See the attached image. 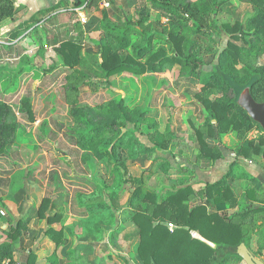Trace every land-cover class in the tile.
I'll list each match as a JSON object with an SVG mask.
<instances>
[{"label": "trees", "instance_id": "obj_1", "mask_svg": "<svg viewBox=\"0 0 264 264\" xmlns=\"http://www.w3.org/2000/svg\"><path fill=\"white\" fill-rule=\"evenodd\" d=\"M238 1L249 5L248 14L219 22L218 13L225 12L231 0H150L157 12L155 19L141 8L134 23L103 22L95 52H84L82 42L74 38L62 41L54 50L66 70L63 95L69 104L70 135L83 151L84 160L103 162L100 185L108 202L104 200L101 206L119 211L126 193L125 208L135 229L139 264L242 261L236 247L242 242L248 246L251 235L264 226V186L244 170L236 173L235 160L219 180L199 188L183 179L166 182L170 167L164 154L172 156L177 140L172 131H158L156 117L147 106L127 103L121 96L84 104L81 89L106 90L110 78L120 73L163 74L177 65L179 77L200 84L192 94L203 108V119L192 126L190 135L195 161L222 158L221 137L233 133L237 139L235 157L264 167V130L236 105L246 86L255 101L264 100V0ZM15 7V0H0V23L14 15ZM161 17L166 18V24L160 22ZM154 23L160 31H153ZM215 33H225L224 46H219ZM132 34L137 40H132ZM157 40L164 45L154 46ZM207 54L210 60L205 62L203 55ZM205 66L209 68L203 69ZM22 104L29 110L28 101ZM11 111V106L0 100V153L15 141L17 124ZM252 130L258 134L249 137ZM139 135L151 145L144 144ZM139 158L149 159V165L138 174L130 173L127 162ZM188 170L178 167L175 172ZM238 177L246 182L241 196L232 189ZM216 205L233 211H215ZM52 207L49 197H44L39 211ZM168 223L174 227L168 228ZM15 232L5 233L12 240L18 234ZM263 248L258 246L256 252L260 254ZM6 257H11L9 241L0 244V262Z\"/></svg>", "mask_w": 264, "mask_h": 264}, {"label": "crops", "instance_id": "obj_2", "mask_svg": "<svg viewBox=\"0 0 264 264\" xmlns=\"http://www.w3.org/2000/svg\"><path fill=\"white\" fill-rule=\"evenodd\" d=\"M105 1L15 0L14 15L0 23V92L7 88L5 94H0V100L16 110V136L26 129L35 137L32 143L16 140L0 153V244L10 242L11 257L4 259L13 264H139L135 257L137 238L127 217V208L122 203L119 211L101 206L104 200L108 202L100 185L104 178L103 162L82 158L83 151L76 146L69 132V106L63 95L39 94L41 91L36 88L39 83L42 88L64 84L66 70L54 51L62 41L74 38L90 49L94 47L91 40L101 36L103 22L113 25L134 23L141 8L148 10L151 19L157 17L150 0H111L108 6L104 5ZM239 3L242 2L231 0V6L225 12L234 16V7ZM81 17L85 22L79 21ZM160 22L166 24V18L161 17ZM160 28L153 31H160ZM24 60L29 62L24 65ZM12 63L15 68L19 67L12 86L15 89L10 90L9 85L2 90V82L10 75L8 69ZM33 71H40V76L30 84L29 76ZM121 74L130 75V79L133 77L129 73ZM144 76L156 88L148 94V99L155 92L158 96L159 93L166 95V88L181 87L180 82L170 78L168 73L147 72ZM28 88L30 93L24 94ZM112 89L117 92L114 87ZM126 93L121 91V97L130 102L131 94ZM25 100L30 106L40 105L36 106L39 109L36 115L22 109ZM168 101L171 103L172 100ZM189 101L182 102L186 103L183 108L170 107V114L166 116L160 105L148 107L149 113L155 114L158 131H172L177 139L172 156L164 154L170 167L168 182L183 179L199 188L206 182L219 180L235 160L236 173L244 170L264 186V167L235 157L233 149L237 139L231 133L221 137L222 158L214 162L195 161L196 151L190 135L192 126L201 123L203 109L193 98ZM139 138L144 144L151 145L145 136L139 135ZM131 163L127 162L129 168ZM148 165L145 164L143 169ZM178 167H187L190 171L175 172ZM245 186L241 177L232 183L238 196ZM44 197H49L53 207L40 212ZM214 210L233 211L217 205ZM15 231L17 236L9 240L5 232ZM260 245L264 247V226L252 234L248 246L245 245L264 263V248L260 254L256 252Z\"/></svg>", "mask_w": 264, "mask_h": 264}, {"label": "rangeland", "instance_id": "obj_3", "mask_svg": "<svg viewBox=\"0 0 264 264\" xmlns=\"http://www.w3.org/2000/svg\"><path fill=\"white\" fill-rule=\"evenodd\" d=\"M234 16H231L230 14H227L226 12H219L218 15H217V18H218V21L219 22H226V21H234L236 19H241L243 18L246 14H248V12L250 11L249 10V5L247 4H244V3H239L237 4V6L234 7ZM125 25H127L125 23ZM160 26L159 24H153L152 25V29H155V30H159ZM214 37L216 38V40L218 41V44L219 46H224L225 44V40H226V35L225 33H215L214 34ZM132 40H137V36L135 34H132ZM97 43H98V39L97 40H91V44L94 46L93 48H90V49H85L84 52H95L96 50V46H97ZM164 45V42L162 41H155L154 42V46L156 45ZM203 60L205 62H208L210 60V55L207 54V55H203ZM29 61L28 60H24V62L22 64H26L28 63ZM56 62V61H55ZM51 64V63H50ZM53 64V63H52ZM57 64V63H56ZM14 64L12 63L11 64V69H8V72L10 73V75L8 76V78H6L3 82H2V87L1 89L3 90V88L7 87L10 85V90H14L15 88L12 87L13 84H14V81H15V78H16V70L19 69V67H16L13 66ZM10 68V65L8 66ZM209 67L208 66H205L203 67V69H208ZM178 70V67H176L175 69L173 68L172 69V73L168 72V76L170 78H172L173 80H177L178 82H180V86L181 87H170V88H166L167 91H166V95L168 94V96L164 95V93H159L161 94L160 96H158L155 92L154 95H152V97L150 99L147 98L148 94L151 92V90H155L156 88H154V86L152 85V83L149 82V80L144 76V75H141V76H134L132 75L133 77H131L130 79V75H123V74H119V75H115L112 77V85L113 87L115 88V90H117V92H115L112 88L110 87H107L106 91L104 93L102 92H95V91H90V89L88 88H82L81 89V92H83V103L84 104H92L93 102H96V101H99V100H106L108 99L109 97H114V98H119L121 96V91H123L124 93H126V91H129V93L131 94V102L133 105H137L139 107H145L147 106V108L149 107V105H157L161 107V112H163L164 116L170 114L169 110H170V107L172 108H183L184 107V104L186 103H182L183 101L184 102H188L190 99H192V94L194 92H196L199 88H200V84L197 82V80L195 79H191L189 77H179L177 74H176V71ZM56 73V72H55ZM171 74V75H169ZM40 76V71L39 73L36 72V71H33L31 74H30V84L31 82L33 83L35 79H38V77ZM65 77V75H64ZM114 78L116 80H114ZM58 81V80H56ZM58 83V82H57ZM61 83V82H60ZM41 86V83H39V85L36 87L38 88L41 92L39 94H43V95H52V94H64V86L63 85H58L57 87V84H56V87L55 85L53 84V86H47L45 88H42L40 87ZM29 88H30V85H29ZM29 88L26 89V91L24 92V94H29ZM36 88H35V93H36ZM42 89V90H41ZM6 90L7 88L4 89V91L0 92V94H5L6 93ZM119 90V91H118ZM85 92H87L85 94ZM92 94V95H91ZM127 94V93H126ZM166 96V97H165ZM64 97V95H63ZM84 97H86L84 99ZM210 98H214V95L210 94L209 95ZM165 98V99H164ZM168 100H172L171 103H169ZM173 102V103H172ZM190 102V101H189ZM128 103V102H127ZM189 105V103H188ZM36 106H40L38 104H34V105H31L29 104V110L26 109V106L22 104V109L24 110H27L29 111V113L31 112V115L33 114H37V112L39 111L38 107ZM67 106H69V104H67ZM21 107H20V110H21ZM202 107V106H200ZM12 108V107H11ZM69 108V107H68ZM149 109V108H148ZM203 109V108H202ZM158 109H156L157 111ZM16 111V110H15ZM15 111L14 109H12L11 111V117L13 119H15L16 121V124H17V117L15 115ZM169 112V113H168ZM151 114L155 115L152 112H150ZM165 118V117H164ZM70 125H71V121H70ZM27 130L24 129L22 134L19 136V137H15V141L17 140L18 142L20 140L22 141H26V142H33L35 137L31 134L32 132L31 131H28L26 132ZM233 134V133H231ZM258 134V130H252L250 133H249V137H254L255 135ZM19 144V143H18ZM149 163V159H145V158H139L136 160V162H133L132 161V166L130 167L131 168V172L133 174H138L139 171L141 169H143L144 165L148 164ZM161 179H164V176L161 175L160 177ZM170 180V179H167L165 180L166 182ZM194 188H195V185L193 184L192 185ZM103 196H107L106 194V191L104 192V195ZM127 198V195L126 193H123L122 195V199L120 200V204L122 203L125 207V202H126V198ZM135 230V229H133ZM113 248H116L117 247H113ZM260 257V256H259ZM263 257V256H262ZM261 258V257H260ZM133 264V263H131ZM135 264V263H134ZM137 264V262H136ZM225 264H244L243 261H238V262H235V261H231L229 263H225Z\"/></svg>", "mask_w": 264, "mask_h": 264}, {"label": "water", "instance_id": "obj_4", "mask_svg": "<svg viewBox=\"0 0 264 264\" xmlns=\"http://www.w3.org/2000/svg\"><path fill=\"white\" fill-rule=\"evenodd\" d=\"M236 105L242 108L247 115L264 130V100L257 102L250 94L249 87H244L236 99ZM214 122V120H212ZM236 254L244 264H264L253 256L242 242L236 247Z\"/></svg>", "mask_w": 264, "mask_h": 264}, {"label": "built area", "instance_id": "obj_5", "mask_svg": "<svg viewBox=\"0 0 264 264\" xmlns=\"http://www.w3.org/2000/svg\"><path fill=\"white\" fill-rule=\"evenodd\" d=\"M110 1H111V0H106V1L104 2V5H105V6H108V4H109ZM79 21H80V22H85V18L81 17V18L79 19ZM1 213H2V212H1ZM167 226H168V228H170V229L174 227L173 224H171V223H168ZM0 264H13V262L10 261L9 259H3V260L0 262Z\"/></svg>", "mask_w": 264, "mask_h": 264}]
</instances>
